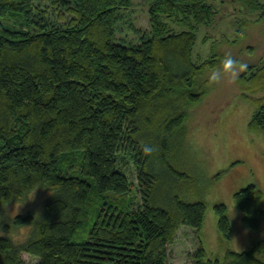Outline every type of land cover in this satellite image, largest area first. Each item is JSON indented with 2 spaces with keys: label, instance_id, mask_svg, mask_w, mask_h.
Masks as SVG:
<instances>
[{
  "label": "trees",
  "instance_id": "obj_1",
  "mask_svg": "<svg viewBox=\"0 0 264 264\" xmlns=\"http://www.w3.org/2000/svg\"><path fill=\"white\" fill-rule=\"evenodd\" d=\"M238 1L264 23V3ZM145 3L140 29L132 0H0V264H25L23 253L38 264H173L179 229L199 236L205 202L163 193L164 175L190 148L186 122L210 91L206 71L235 60L192 61L196 31L215 13L207 0ZM124 30L142 32L123 44ZM236 83L256 105L249 128L264 133V63L245 66ZM35 190L50 192L39 216L7 212ZM261 199L254 184L233 193L245 227H260ZM214 212L230 240L228 207ZM191 259L264 264V238L222 256L199 238Z\"/></svg>",
  "mask_w": 264,
  "mask_h": 264
},
{
  "label": "rangeland",
  "instance_id": "obj_2",
  "mask_svg": "<svg viewBox=\"0 0 264 264\" xmlns=\"http://www.w3.org/2000/svg\"><path fill=\"white\" fill-rule=\"evenodd\" d=\"M132 1L136 9L133 14L136 27L148 28L147 3L145 0ZM207 1L215 13L208 24L196 31L192 61L200 64L216 53L217 59L223 60L225 56L224 59L235 62L224 60L220 68L206 71V76L213 78L210 91L189 109L186 122V143L190 148L168 162L176 174L169 170L171 175H164L162 192L179 194L188 201L205 202V216L198 237L208 254L222 256L227 248L243 251L253 241L264 238V219L258 229L245 227L241 212L233 202L234 192L254 184L262 193L261 207L264 208V133L249 128L256 105L240 93L236 83L237 75L245 66L264 63V23L256 21L257 12L247 14L238 0ZM259 2L264 3V0ZM243 19L249 22L240 23ZM141 32L117 31L116 40L129 44L137 41ZM135 171L130 162L127 173L133 177ZM45 193L35 190L23 202L10 205L7 212L12 215L31 211L39 216L43 201L50 194L49 191L47 196ZM217 203L228 207L232 230L228 241L221 238L217 229L214 212ZM27 233V227L21 228L14 231V238L23 239ZM198 237L194 229L180 228L174 244L168 247L170 261L194 264L191 255L199 245ZM22 257L25 264L39 263L38 258L29 254L23 253Z\"/></svg>",
  "mask_w": 264,
  "mask_h": 264
},
{
  "label": "clouds",
  "instance_id": "obj_3",
  "mask_svg": "<svg viewBox=\"0 0 264 264\" xmlns=\"http://www.w3.org/2000/svg\"><path fill=\"white\" fill-rule=\"evenodd\" d=\"M144 151L147 153H152L154 149L152 147H145Z\"/></svg>",
  "mask_w": 264,
  "mask_h": 264
}]
</instances>
